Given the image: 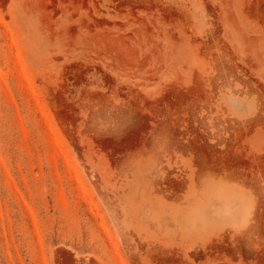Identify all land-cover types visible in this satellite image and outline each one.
<instances>
[{"label": "rangeland", "instance_id": "374dc122", "mask_svg": "<svg viewBox=\"0 0 264 264\" xmlns=\"http://www.w3.org/2000/svg\"><path fill=\"white\" fill-rule=\"evenodd\" d=\"M0 264H264V0H0Z\"/></svg>", "mask_w": 264, "mask_h": 264}]
</instances>
